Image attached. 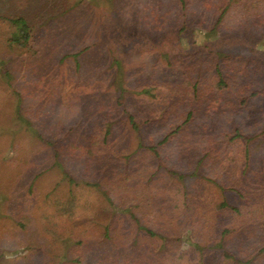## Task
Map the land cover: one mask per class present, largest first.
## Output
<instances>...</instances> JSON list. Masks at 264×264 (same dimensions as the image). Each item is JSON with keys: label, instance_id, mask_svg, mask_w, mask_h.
I'll return each mask as SVG.
<instances>
[{"label": "rangeland", "instance_id": "374dc122", "mask_svg": "<svg viewBox=\"0 0 264 264\" xmlns=\"http://www.w3.org/2000/svg\"><path fill=\"white\" fill-rule=\"evenodd\" d=\"M184 3L0 0V264H57L47 258L66 238L72 248L82 241L75 264H127L120 250L131 260L147 254L133 263L149 264L157 237L137 232L127 208L153 230H178L182 264H264V91L246 106L235 103L249 88L264 90V0ZM14 16L29 22L32 49L7 44ZM210 50L248 65L247 75L231 68L237 78L219 95ZM194 70L209 89L203 99L192 97ZM188 111L190 121L157 147L159 157L139 147L157 145ZM91 134L99 143L88 153L82 146ZM39 136L58 142L76 183H67ZM170 169L195 172L185 197L195 211L183 205V179ZM163 194L166 204L157 206ZM152 196L155 205H146ZM71 197L77 207L66 217L56 200Z\"/></svg>", "mask_w": 264, "mask_h": 264}, {"label": "trees", "instance_id": "16d2710c", "mask_svg": "<svg viewBox=\"0 0 264 264\" xmlns=\"http://www.w3.org/2000/svg\"><path fill=\"white\" fill-rule=\"evenodd\" d=\"M179 1L181 3H183V6H185L184 0H179ZM64 10L68 11V8L64 9ZM61 13H64V11H61ZM0 18H2V17H0ZM8 20L13 24V26L16 27L17 32L12 33L10 35V37L7 38V40H6L7 44L11 48L16 47V48H25L27 50H29L30 48L32 49L33 48L31 46V37L32 36L30 33V26H29V22L27 21V19L23 16H14V17L8 18ZM216 26L217 25L215 23V26L210 29V32H213L214 29H216ZM182 30H184V27H182ZM210 52L215 55V61L211 64V66L209 68H211L213 70V72L215 73L214 77L217 78V80L215 81V86H216L215 90H217V92H218L217 95H219V93L223 92L224 89L228 88V85H229V82L231 79L237 78V77H235L237 75H234L231 73V71H230L231 68L238 67L240 69L237 71V74H238V72L239 73L242 72V74L246 73V75H247L248 74L247 73L248 72V69H247L248 65L244 63V67H243V64L240 63V61L231 60L232 57L227 53L216 52V51L214 52L212 50H210ZM80 53H81V51L77 52V53H73V57L75 58L76 65L78 67H79L78 55ZM235 62H236V64L234 65ZM194 72L196 73L197 71L194 70ZM201 73L202 72L196 73V75L192 78V80H193L192 97L193 98L203 99L204 96L206 94H208L207 92L209 91V89H207V88L206 89L200 88V85L202 84L201 83L202 78L200 76V75H202ZM185 74L187 75V72H185ZM3 75L6 78L10 77V73L6 69H3ZM186 75H185V78L188 79L189 77H187ZM242 88H243V86H240L239 90H237V91H241ZM115 91H116V89H115ZM263 91L264 90H261L260 88H258L256 86L251 88V89L249 88V91L247 92V94H241L237 100L235 99V103L239 104V106H246V104L248 103V100L251 97L259 96L261 94V92H263ZM144 92L148 93L147 90H144ZM122 97H123V93H122V88H121V84H120L117 87L116 97H115V102L117 105H122V101H121ZM220 99H221L220 96H217L214 98L215 101L220 100ZM20 102H21V98H20V101L18 102L17 107H16V111L18 113H19L20 107H21ZM231 103H234V102H231ZM17 116L20 120L22 119L19 114ZM190 119H191V113L188 111L186 113L182 123H179L178 125H176V127L173 130H171L168 134H166L158 142L157 145L147 146V145H144L140 141L138 144L139 147L147 148L149 151H153V154L156 157H159L160 152H159V149L157 147L159 145H163V144L167 143L168 140L171 139L170 137L173 134L178 133L179 130H181L183 128V125H185L187 122H189ZM128 121H129L128 123L131 126V128L137 132L139 130V124H137V122L134 119V116L132 114H128ZM109 132H110L109 129H106V131L104 132L101 144H103V142L106 141V137L109 135ZM239 135H240V133L236 129L235 134L233 135L232 138L237 137ZM97 136H98V134H91L89 139H88V142H89L88 145L84 144L82 146V148L85 149V151L87 150L88 153H90V152L93 153L94 152L93 150L96 149V147L99 143L97 141ZM245 139L248 141L247 138H245ZM40 140L51 147V149L53 150V157L55 159L54 164L58 166L59 170L61 171V173H62L64 179L67 181V183L72 184L75 181V179L70 176L69 172L66 170L65 166L63 165V163L60 160L61 156H60V150L59 149L61 146L58 145V142H51L50 140H47L44 137H40ZM74 145H76L75 142H72L68 145V147L70 148V147H73ZM202 158H204V157H202ZM168 171L173 176H177V178H179L180 180L183 179V181H182V183H183L182 184V186H183V189H182L183 202L182 203H183V205H185V207L188 208L187 210L195 211V209L191 210V208L193 207L192 202L187 201V198H185L186 196L189 195V191H192V190H190V186H189V182L187 180V177L195 175V172L193 171L191 173H185V172L178 170V169H170ZM75 183H76V181H75ZM220 189L223 191V187L220 186ZM177 190L181 191L179 187ZM165 195L166 194L162 195L163 198L161 200H156L157 206L159 205L160 202H162L163 205L166 204ZM147 197H149V195ZM240 197L243 199V198H245V195L241 194ZM151 199L152 200H150L149 203H145V204L146 205H150V203L153 204L155 202L156 196H152ZM107 202H110L109 197H107ZM56 204L59 206V208H58L59 212L62 213L66 217H72L74 215L76 207H77V203H75V199L72 197L66 199L65 201H62L61 198L57 199ZM139 204H144V203H139ZM153 205H155V204H153ZM200 206H201V204L199 205V207ZM235 209H236L235 207H231V210H235ZM128 210H130V209L129 208L126 209V211L129 214V217H130L128 220L135 223L137 232L143 233L144 236L148 237V238L157 237V244L160 245V247H159L160 251H159V253L156 254L155 259L152 258V262H150L149 264H182V262L179 261V256H178L179 253H178V249H177V247L179 245V241L181 239L179 236L178 230H176V231L167 230L166 231V230H164V228H162L163 230H160V231L159 230L158 231L153 230V228H151L149 225L143 223L139 219V217L134 214V211H128ZM263 210H264V207H263ZM112 212H115V211L112 209ZM188 218L192 219V215L188 216ZM18 225H20L22 227L26 226L25 222H23V221H19ZM164 225H165L164 227L171 226V225H167V223L165 224V222H164ZM113 227H114L113 219L108 220L104 225L103 236L107 238L108 234L112 231ZM188 237H191L190 233H188V236H186V239L189 241L190 239ZM43 239L48 240L49 242L51 241L50 243H54V244L57 242L56 241L57 238L50 239L48 237H45ZM59 240H61V239L59 238ZM68 240L69 239L66 238L65 242H63V241H60L59 243L57 242V246H58L57 253L56 254H50L51 257H48L47 259L50 258V260H57L56 261L57 264L80 263L82 256L79 254V252L81 251V253H83L82 241L77 240L76 241L77 245L75 244V248H72L67 244ZM152 242H155V240L153 239ZM45 243L48 244V242H45ZM63 243H64V245H63ZM192 244H195V246H198L194 242H192ZM123 253H124V251L120 250L118 255L121 256L122 258H124L123 260L127 261V264H136V263H133L134 260L137 259L136 257H134V258L131 257L132 258V260H131L129 257L132 256V254H128V253L123 254ZM146 256H148V255L144 254L139 259H137L136 261L143 263L144 261H146ZM149 258H151V257H149ZM170 258H173V259H170ZM201 261H203V260H201ZM117 262H119V261H117ZM129 262H131V263H129ZM155 262H160V263H155ZM104 263L108 264L107 262H104ZM141 263H139V264H141Z\"/></svg>", "mask_w": 264, "mask_h": 264}]
</instances>
